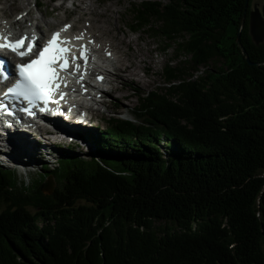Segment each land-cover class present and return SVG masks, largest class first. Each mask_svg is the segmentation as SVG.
I'll list each match as a JSON object with an SVG mask.
<instances>
[{
  "label": "trees",
  "instance_id": "trees-1",
  "mask_svg": "<svg viewBox=\"0 0 264 264\" xmlns=\"http://www.w3.org/2000/svg\"><path fill=\"white\" fill-rule=\"evenodd\" d=\"M130 1L131 32L186 59L135 122L88 135L89 158L69 145L28 181L0 160V264H264V44L248 12L249 64L245 0Z\"/></svg>",
  "mask_w": 264,
  "mask_h": 264
},
{
  "label": "rangeland",
  "instance_id": "rangeland-1",
  "mask_svg": "<svg viewBox=\"0 0 264 264\" xmlns=\"http://www.w3.org/2000/svg\"><path fill=\"white\" fill-rule=\"evenodd\" d=\"M63 1L58 0L55 3H51L50 0H0V10L2 9L6 14L5 16L9 17V21H16L15 19L19 18L22 23L16 21L13 24V29L17 32L28 31L31 22L38 21L37 19L41 17L43 18L40 21V26L44 32L54 30L65 23L75 25L78 30L87 26L88 31H86L91 36H95L97 32H100L102 35L104 34L103 38L106 41L116 43L122 51L121 53L118 52V55L117 51L102 52L103 55L109 56L111 59L121 56V58H124L127 66H133V75L131 76L125 74L117 78L116 74L111 75L112 83L105 85V88L109 90V93L105 96L106 102L93 107L92 126L86 128L87 130L70 129L71 133L75 131V135H72L71 138L75 139L77 137H84L87 134L96 135L98 132H103L109 127V122L113 118L129 119L135 122L136 117L134 114L140 111L142 103L140 99L141 94L157 93L165 85L162 78L164 67L166 65L176 66L180 61L185 60L186 56L184 54L176 56V46H173L174 48L169 51H163L161 49L163 43L160 40L153 39L144 32H131L130 24L132 17L130 13L132 1L130 0H115L111 2H104L103 0H67L64 3ZM150 1L166 3L168 0ZM38 4H41V6L39 7ZM263 7L264 0H253L251 11L262 13ZM28 12L29 15L26 18L29 19V22H25V19L21 18V16H26ZM101 16L104 18H101ZM88 21L94 23L95 29L89 25ZM261 39V42L264 44V35ZM95 46L100 47L101 45L96 43ZM107 69L111 72L114 71L110 65L107 66ZM147 69L150 70V73ZM115 89H118V91ZM84 132L85 135L83 134ZM77 133H79V136H77ZM12 134V139L24 140V148L33 151L32 153L36 157L39 156L41 160L46 161L50 169L57 168L58 160L66 156V148L69 147L68 141L71 139L55 138L54 140L47 135L32 137L30 135H21L17 131H13ZM61 140H63V143H61ZM73 141L82 144L78 148H75L76 152L74 153L76 156H83L82 154H85L86 156L84 157L89 158L87 155L92 152L89 146L91 143H84L81 139ZM6 146L13 149L16 148L12 144L11 146L10 144ZM0 147L3 148L2 144H0ZM23 156L26 157L27 153ZM35 178H39L38 174ZM50 178L54 181L53 177L46 178L42 188L50 184ZM55 186L54 182V188ZM5 208V203L0 204V211Z\"/></svg>",
  "mask_w": 264,
  "mask_h": 264
},
{
  "label": "snow or ice",
  "instance_id": "snow-or-ice-1",
  "mask_svg": "<svg viewBox=\"0 0 264 264\" xmlns=\"http://www.w3.org/2000/svg\"><path fill=\"white\" fill-rule=\"evenodd\" d=\"M68 27L70 25L66 26L64 30L66 31ZM84 38V33L70 38H61V33L56 32L52 39L48 40L42 47L37 48L35 36L31 38L25 36L5 44L3 41L7 40V37L3 32H0V50L7 47L22 59L30 57L27 63L19 66L21 69V82L9 88L4 96L9 97V94H11V96L23 99L34 107H40L41 105L37 102H41L43 105L41 110H44L48 103H56L53 99L54 92H60L61 97L66 95V93L61 92L64 78L60 77L59 73L63 71L66 75L72 76L79 72L82 67L78 61L84 60V65L88 63L89 49L87 45H80V48L76 49V51H79V55L75 54L72 47H65L64 45L71 44V40H83ZM88 43L94 44L95 42L89 40ZM80 49H83V51ZM98 79H103V77H98ZM67 86V83H63V87ZM11 102V97H9V103ZM7 109L8 104L0 102V110ZM20 111L34 115L31 107L21 108ZM7 114L12 115L13 112L8 111Z\"/></svg>",
  "mask_w": 264,
  "mask_h": 264
},
{
  "label": "bare ground",
  "instance_id": "bare-ground-1",
  "mask_svg": "<svg viewBox=\"0 0 264 264\" xmlns=\"http://www.w3.org/2000/svg\"><path fill=\"white\" fill-rule=\"evenodd\" d=\"M87 9V8H86ZM29 13V12H28ZM26 14V16H28L29 14ZM93 13V12H92ZM1 15H6L4 12H3V10L1 9L0 10V32H3V34H5V35H7V33H12V23L10 22V21H7V19L6 18H4V17H2ZM86 16V15H85ZM107 16V15H106ZM103 16H101V18H102ZM22 18H23V16H22ZM43 18V17H42ZM91 18V17H90ZM96 18V17H95ZM104 18V17H103ZM28 19H26V21H27ZM99 22V21H98ZM104 22V21H103ZM106 22V21H105ZM88 23H89V25H91V27L93 28V29H95L94 27H95V25H93L94 23H91L90 21H88ZM100 23V22H99ZM54 24V23H53ZM97 24V23H96ZM101 24V23H100ZM51 25V24H50ZM84 28H86L87 29V26H84ZM100 28V27H99ZM36 29L38 30V32L40 33V34H42L43 36H45V32H44V30L43 29H41V26H40V22L38 23V25H37V27H36ZM108 31V30H107ZM110 31V30H109ZM102 33H103V31H101ZM124 32V31H123ZM106 34V33H105ZM104 35V34H103ZM103 35L99 32H97V34H95V38L97 39V40H99L100 42H101V44H102V51H117L116 53H117V55H118V52L119 53H121L122 51L120 50V47H119V45H117L116 43H113V42H111V41H106L104 38H103ZM109 37V36H108ZM128 37V36H127ZM110 38V37H109ZM113 39V38H112ZM116 39V38H115ZM121 39V38H120ZM122 40V39H121ZM117 41V40H116ZM115 41V42H116ZM128 42V41H127ZM123 43V42H122ZM131 50V49H130ZM139 51V50H138ZM129 53H130V51H129ZM135 54H136V52H135ZM139 56V55H138ZM137 57V56H136ZM128 58V57H127ZM108 62L109 63H111V67H113V69H114V71H113V73H115L116 74V77L117 78H119V77H121V75H125V74H129L128 76H131V75H133L132 74V68H133V66H127L126 65V62L124 61V58H121V56H118V58H116V59H111V61L110 60H108ZM143 63V62H142ZM133 65V64H132ZM140 67V66H139ZM140 69H141V67H140ZM138 71V70H137ZM147 71L149 72L150 70L149 69H147ZM150 73V72H149ZM98 75H103V76H106V77H111V72H110V70H103L102 72H100V73H98L97 75H96V77L98 76ZM135 75V74H134ZM137 75V74H136ZM139 77V76H138ZM140 80V79H139ZM110 81H112L111 79H110ZM126 82V81H125ZM131 83V82H130ZM133 83V82H132ZM94 90H96V87H94ZM116 91H118V89H115ZM99 92L101 93V90H99ZM55 126V130H51V133H52V135H51V133H49V132H45V131H43V132H41L42 134V136H44V135H47V136H55V138H60V139H69V138H71L72 137V135L74 136L75 135V131H73L72 133H71V128H69L68 126H67V124H65V122H63V121H61V122H57L56 123V125H54ZM81 126V125H80ZM75 129H77V130H81V129H83V128H75ZM16 131H17V133H19V132H21V131H19V129H15ZM83 131V130H82ZM13 132V131H12ZM21 134V133H20ZM84 134H85V132H84ZM3 135H5V132L3 133ZM6 139L4 140V141H2L3 142V148L2 147H0V149H5L4 147L6 146V145H9L10 144V146H11V144H12V146L13 147H16V148H18V147H20V146H24V140H22V139H17V140H15V139H12L13 138V134L12 135H9L8 137H5ZM89 138L90 137H88V138H85V137H82V139H84V143H90L89 142ZM33 151H30V153H28V152H21L20 154L21 155H24V154H26L27 153V156L25 157V156H23V160H24V162L26 163V164H29V165H31V164H37V162H36V158H38V157H36V155L34 154V153H32Z\"/></svg>",
  "mask_w": 264,
  "mask_h": 264
},
{
  "label": "water",
  "instance_id": "water-1",
  "mask_svg": "<svg viewBox=\"0 0 264 264\" xmlns=\"http://www.w3.org/2000/svg\"><path fill=\"white\" fill-rule=\"evenodd\" d=\"M250 1L251 0H245V8H244L242 18L240 21V25L238 28L236 42L242 54L245 56L247 62L253 65L254 63L250 61L249 55L245 47L241 43V40H240L241 33L246 24L247 14L249 12V32H250L251 38L256 45L263 44L261 42L262 41L261 37L264 35V7L262 9V13H260L259 11L252 12L251 8L249 9ZM42 191L47 195H52L54 193V181L52 180V178H50V184L46 186L45 188H42Z\"/></svg>",
  "mask_w": 264,
  "mask_h": 264
}]
</instances>
